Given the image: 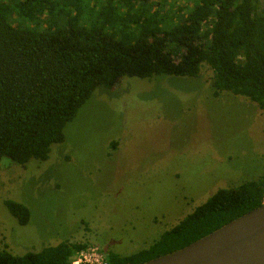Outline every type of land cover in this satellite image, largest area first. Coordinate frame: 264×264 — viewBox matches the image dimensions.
<instances>
[{"label": "trees", "instance_id": "trees-1", "mask_svg": "<svg viewBox=\"0 0 264 264\" xmlns=\"http://www.w3.org/2000/svg\"><path fill=\"white\" fill-rule=\"evenodd\" d=\"M242 95L264 115V3L259 0H0V160L47 159L63 129L99 86L121 77H196ZM115 148L116 141H112ZM264 202V173L217 189L149 246L107 264H139L182 248ZM24 225L29 208L5 200ZM88 246L62 240L0 264H70Z\"/></svg>", "mask_w": 264, "mask_h": 264}, {"label": "rangeland", "instance_id": "rangeland-1", "mask_svg": "<svg viewBox=\"0 0 264 264\" xmlns=\"http://www.w3.org/2000/svg\"><path fill=\"white\" fill-rule=\"evenodd\" d=\"M264 0H259V7ZM198 76L121 77L97 86L45 160H0V250L62 240L121 255L159 234L217 189L264 173V115L242 95H213ZM112 141H116L112 148ZM25 204L18 224L4 201Z\"/></svg>", "mask_w": 264, "mask_h": 264}, {"label": "water", "instance_id": "water-1", "mask_svg": "<svg viewBox=\"0 0 264 264\" xmlns=\"http://www.w3.org/2000/svg\"><path fill=\"white\" fill-rule=\"evenodd\" d=\"M139 264H264V202L182 248Z\"/></svg>", "mask_w": 264, "mask_h": 264}, {"label": "built area", "instance_id": "built-area-1", "mask_svg": "<svg viewBox=\"0 0 264 264\" xmlns=\"http://www.w3.org/2000/svg\"><path fill=\"white\" fill-rule=\"evenodd\" d=\"M70 264H107L97 247L88 245L70 258Z\"/></svg>", "mask_w": 264, "mask_h": 264}]
</instances>
